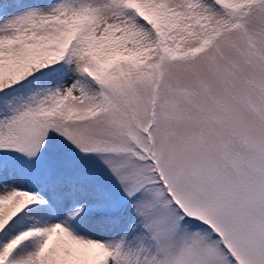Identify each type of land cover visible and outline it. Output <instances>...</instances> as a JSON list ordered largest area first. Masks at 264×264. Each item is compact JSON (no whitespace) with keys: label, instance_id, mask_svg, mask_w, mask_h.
I'll return each mask as SVG.
<instances>
[{"label":"rangeland","instance_id":"rangeland-1","mask_svg":"<svg viewBox=\"0 0 264 264\" xmlns=\"http://www.w3.org/2000/svg\"><path fill=\"white\" fill-rule=\"evenodd\" d=\"M145 1L185 10L182 0ZM123 3L0 1V42L14 37L20 24L26 38L31 31L50 36L80 18L79 28L94 36L86 51L68 47L60 54L77 57L63 79L58 71L44 73L34 85L0 99V157L10 159L25 187L61 182L72 192L65 211H54L39 226L46 237L69 228L70 209L114 212L125 205L129 218L147 231L152 254L141 264H264V0L239 8L243 23L235 27L211 19L205 33L187 36L179 56L135 50L157 38L147 40L138 31L141 20ZM116 24L118 33L132 35L121 57L107 55L101 63L108 66L98 91L80 66L91 69L90 44L102 46L103 31ZM200 41L205 43L198 52L185 53ZM68 89L72 93L64 95ZM147 150L156 162L136 157ZM156 164L168 192L161 183L140 188L155 179ZM18 185L4 174L0 200L13 197ZM182 217L201 225L194 228ZM76 237L66 245L68 253L77 248ZM107 237L97 240L115 255L129 245L122 240L115 249ZM112 257L107 264H116Z\"/></svg>","mask_w":264,"mask_h":264},{"label":"trees","instance_id":"trees-1","mask_svg":"<svg viewBox=\"0 0 264 264\" xmlns=\"http://www.w3.org/2000/svg\"><path fill=\"white\" fill-rule=\"evenodd\" d=\"M182 1L185 5L184 11L175 10L158 1L150 4L145 0H124L122 6L130 11L129 14L132 17L142 22L141 30L138 31L141 33L144 30L147 40L153 36L157 38L156 42L135 50L140 52L159 49L179 56L182 52H177L178 47L182 46L187 36L195 37L198 31L205 33L212 23L211 19L231 27L242 24L243 18L237 10L246 7L253 0ZM140 11L145 12L142 19L137 17ZM82 23L81 18L71 20L64 24L66 29L58 35L46 36L41 33L35 35L31 31L29 38H26L22 29L23 25L20 24L14 37L1 41L0 99L13 95L16 89L34 85L44 73L58 71L59 81L70 74L71 59L77 61V57L63 56L65 49L74 47L78 49L77 52L86 51L88 41H92L94 37L90 28L85 30L79 28V26L84 27ZM165 24L164 37H162L163 34L160 37L161 26ZM119 29L120 24L107 27L101 35L102 46L90 44L88 49L93 56L89 59V63L94 62L90 70L80 66L79 72H84L91 81L90 85L97 90L106 80L104 71L106 72L108 63L105 65L101 63L107 55L108 60H117L121 57L123 55L121 47L132 35V33H118ZM20 31L22 36L18 37ZM6 42L15 43L17 47H11L10 43L6 44ZM204 43L200 41L199 45L188 46L185 53L198 52ZM60 54L63 55L60 56ZM53 56H58V59L51 61L49 58ZM80 77L74 85L75 88L79 86L83 78V76ZM157 85L159 86V82ZM86 92L90 98L93 97L94 94L91 91ZM67 93H72V90L68 89L64 95ZM82 95L83 93L78 96V99H81ZM60 97L62 98L59 96L58 99ZM7 125L10 127L9 123ZM136 157L149 159L151 154L147 150L144 156ZM150 161L156 162L157 159L150 158ZM153 171L155 179L142 183L140 188L161 183L164 185V190L168 192L170 186L166 183L157 164L153 167ZM4 174L9 175L11 183L19 184V188L13 197L0 200V264H107L111 255L116 264H126L124 262L126 258L132 264H141L144 258L152 254L147 247L148 242L145 241L147 231L144 232V225L139 224V219L134 221L129 218L125 205L114 212L95 211L89 208L70 209L73 220L69 228L59 234L46 237L39 226L54 211H65L64 208L67 207L65 200L71 196L72 192L63 187L61 182L59 184L44 182L25 187L26 180L19 170L9 158L2 156L0 157L1 183H4ZM183 221L194 228L201 225L188 217H182L181 222ZM83 234L89 238L88 242L82 240ZM101 235L108 236V244L115 249L119 247L122 240H126L129 245L123 249V252L115 255L116 250H109L107 244L97 240ZM75 237L79 240L77 248L68 253L65 247ZM228 258L234 262L230 254Z\"/></svg>","mask_w":264,"mask_h":264}]
</instances>
